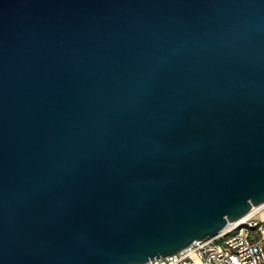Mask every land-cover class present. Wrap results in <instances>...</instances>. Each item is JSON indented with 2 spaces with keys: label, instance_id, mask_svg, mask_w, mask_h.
<instances>
[{
  "label": "water",
  "instance_id": "95a60500",
  "mask_svg": "<svg viewBox=\"0 0 264 264\" xmlns=\"http://www.w3.org/2000/svg\"><path fill=\"white\" fill-rule=\"evenodd\" d=\"M264 202V0H0V264H144Z\"/></svg>",
  "mask_w": 264,
  "mask_h": 264
},
{
  "label": "built area",
  "instance_id": "2783aa9c",
  "mask_svg": "<svg viewBox=\"0 0 264 264\" xmlns=\"http://www.w3.org/2000/svg\"><path fill=\"white\" fill-rule=\"evenodd\" d=\"M264 203L216 234L192 240L186 247L144 264H264Z\"/></svg>",
  "mask_w": 264,
  "mask_h": 264
},
{
  "label": "bare ground",
  "instance_id": "6f19581e",
  "mask_svg": "<svg viewBox=\"0 0 264 264\" xmlns=\"http://www.w3.org/2000/svg\"><path fill=\"white\" fill-rule=\"evenodd\" d=\"M264 202H262V203H260V204H258V205H261V204H263ZM258 205H256V206H254L253 207V209H255ZM253 209H251L250 211H252ZM238 221V220H237ZM236 221H233V222H230V223H228V224H232V223H235Z\"/></svg>",
  "mask_w": 264,
  "mask_h": 264
},
{
  "label": "crops",
  "instance_id": "0c3cea01",
  "mask_svg": "<svg viewBox=\"0 0 264 264\" xmlns=\"http://www.w3.org/2000/svg\"><path fill=\"white\" fill-rule=\"evenodd\" d=\"M264 212L263 211H260V213H258L257 215H262ZM261 220H264V217L261 216Z\"/></svg>",
  "mask_w": 264,
  "mask_h": 264
},
{
  "label": "rangeland",
  "instance_id": "374dc122",
  "mask_svg": "<svg viewBox=\"0 0 264 264\" xmlns=\"http://www.w3.org/2000/svg\"><path fill=\"white\" fill-rule=\"evenodd\" d=\"M263 212H264V211H263ZM261 216L264 217V213H263L262 215H261V214H260V215H257V218H258V219H261Z\"/></svg>",
  "mask_w": 264,
  "mask_h": 264
}]
</instances>
